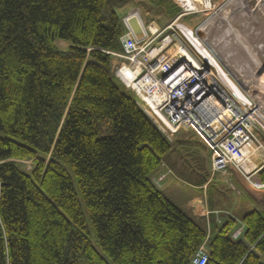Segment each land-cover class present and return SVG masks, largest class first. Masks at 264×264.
I'll use <instances>...</instances> for the list:
<instances>
[{"label": "trees", "instance_id": "1", "mask_svg": "<svg viewBox=\"0 0 264 264\" xmlns=\"http://www.w3.org/2000/svg\"><path fill=\"white\" fill-rule=\"evenodd\" d=\"M121 1L0 0V264H193L208 238L153 181L172 143L114 72ZM242 224L207 264H264V213Z\"/></svg>", "mask_w": 264, "mask_h": 264}, {"label": "built area", "instance_id": "2", "mask_svg": "<svg viewBox=\"0 0 264 264\" xmlns=\"http://www.w3.org/2000/svg\"><path fill=\"white\" fill-rule=\"evenodd\" d=\"M174 1L181 12L173 23L155 32L143 25L146 38L142 41L134 37L127 25L129 17L138 16L130 14L124 19L127 29L121 38L124 51L112 54L122 61L115 74L137 95L143 110L169 141L182 129L192 131L210 152L213 173L230 167L242 173L255 170L249 151L257 149L254 154H259L264 150V106L251 92L250 84L241 83L228 66L211 57L215 55L208 39H200L196 34L202 26L189 38L177 25L186 17L213 13L217 6L212 0H188L187 4ZM199 47H204L211 56L204 55ZM218 66L237 90L224 83ZM124 68L129 70L128 75H123ZM161 167L160 175L154 177L155 185H161L173 173L165 164ZM243 233V227H237L232 233L233 240H239ZM207 241L208 238L193 264L208 263Z\"/></svg>", "mask_w": 264, "mask_h": 264}, {"label": "rangeland", "instance_id": "3", "mask_svg": "<svg viewBox=\"0 0 264 264\" xmlns=\"http://www.w3.org/2000/svg\"><path fill=\"white\" fill-rule=\"evenodd\" d=\"M148 1L154 7L146 4V6L143 5V9L134 8L136 7L134 4V6L127 7L123 12L118 9L117 11L122 15L123 19L129 17L130 14L137 15L139 19L141 16L146 27L158 26L163 30L173 23L175 18L168 14L163 2L164 0ZM212 1L217 6L213 13H202L186 17L178 22L177 25L189 38H192L194 31L196 32V29L202 26L201 30L205 32V38L208 39L207 42L215 56L209 55L204 47H199L200 52L207 57L211 56L216 59V62L219 60L228 66L229 72L235 75L241 83L244 81L250 84L253 87L251 92L255 93V96L258 98L257 100L262 104L264 103V59L260 57L259 52L261 53L262 51V56H264V1L260 0L256 5L251 4V0ZM126 2H129V0H126ZM120 3L123 2L121 1ZM161 8L166 9L164 10L165 12ZM109 12H111V8L108 6L106 14ZM192 41L196 45H200L197 40L192 39ZM60 46L65 47V44L62 43ZM256 47L259 48L258 51H256ZM217 68L220 75L223 76L224 83L231 89L234 86L236 87V84L233 83L222 67L218 66ZM231 84L234 86L232 87ZM174 139L173 136L171 142ZM162 157L163 159L174 158V155L173 152H169ZM181 161L183 164H181L182 170L185 172V179L187 181L193 182L197 177L199 178L201 175L205 176L208 173V160L204 156V150L200 147L196 148V154L193 150H187V154L182 157ZM32 166L33 162H25V167L28 170ZM184 187L188 192H195L187 185ZM174 203L180 207V204H177L178 202Z\"/></svg>", "mask_w": 264, "mask_h": 264}, {"label": "crops", "instance_id": "4", "mask_svg": "<svg viewBox=\"0 0 264 264\" xmlns=\"http://www.w3.org/2000/svg\"><path fill=\"white\" fill-rule=\"evenodd\" d=\"M258 1L260 0H251V4L256 5ZM122 2L119 10L122 12L127 7L134 6V4L136 5L134 8H144L146 4L154 7L148 0H129V2L122 0ZM163 2L168 14L176 18L179 13L177 12L178 7L175 1L164 0ZM161 9L163 11L166 10L164 8ZM175 13L177 14L175 15ZM142 23L145 26L143 20ZM150 27L146 28L149 29ZM156 30H161V28L157 26ZM115 64H117L116 59L113 60V65L115 66ZM174 138L171 142L172 148L169 151L173 152L174 158H162V164L164 163L173 173L161 185H156V187L172 202H178L177 204H180L179 208L205 229L208 233V238H213L217 234L218 229L229 219L236 220L239 224L238 227H243L244 232L242 221L247 214L253 211L264 213V187H256L253 184L264 185V181L260 180L259 175L264 169V153L260 152L250 157L253 165L256 166L255 170L252 169L242 173L237 171L236 168L230 167L224 172L213 173L211 169V154L192 131L182 129L174 135ZM263 138L264 135L262 134L264 143ZM197 147L204 150V156L208 160V173L205 176L197 177L195 181L191 182L185 179L186 176L182 170L181 159L187 154L189 149L196 154ZM162 170L163 168L160 167L153 175V180L155 176L160 175ZM248 176L252 183L248 181ZM185 185L191 187L195 192H188L184 187Z\"/></svg>", "mask_w": 264, "mask_h": 264}, {"label": "water", "instance_id": "5", "mask_svg": "<svg viewBox=\"0 0 264 264\" xmlns=\"http://www.w3.org/2000/svg\"><path fill=\"white\" fill-rule=\"evenodd\" d=\"M127 25L131 31V33L134 35V37L138 40V41H142L143 39L146 38V33L145 30L143 28V25L141 24V21L138 17L136 16H131L128 18L127 20ZM197 36L200 39H205V32L203 30H198L196 32Z\"/></svg>", "mask_w": 264, "mask_h": 264}, {"label": "bare ground", "instance_id": "6", "mask_svg": "<svg viewBox=\"0 0 264 264\" xmlns=\"http://www.w3.org/2000/svg\"><path fill=\"white\" fill-rule=\"evenodd\" d=\"M183 2H185L186 3V1H188V0H182ZM187 4V3H186ZM197 4V3H196ZM151 28V30H152V32H155L156 31V26H151L150 27ZM256 49V51H258V47H256L255 48ZM259 54H260V57H262V59H264V56H262L263 55V53H262V51H261V53L259 52ZM121 63H122V61L121 60H117V64H115V66L113 65V69L114 70H116L118 67H119V65H121ZM152 64H153V62H152ZM123 75H128L129 74V70L127 69V68H124L123 69ZM119 78V77H118ZM120 79V78H119ZM121 80V79H120ZM122 81V80H121ZM122 83L124 84V82L122 81ZM125 85V84H124ZM232 86H234L233 84H231ZM233 88H235L236 89V87L234 86ZM237 90V89H236ZM256 99H258L257 97H256ZM262 106H264V103H262L261 104ZM256 151H257V149H253V150H251V151H249V155H252V154H254V153H256ZM260 151V150H259ZM261 152H263L264 153V150H262ZM251 161V160H250ZM252 162V161H251Z\"/></svg>", "mask_w": 264, "mask_h": 264}]
</instances>
